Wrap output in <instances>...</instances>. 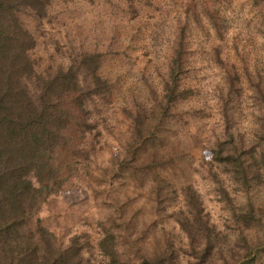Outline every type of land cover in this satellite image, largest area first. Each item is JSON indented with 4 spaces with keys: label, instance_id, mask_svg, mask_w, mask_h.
<instances>
[{
    "label": "rangeland",
    "instance_id": "1",
    "mask_svg": "<svg viewBox=\"0 0 264 264\" xmlns=\"http://www.w3.org/2000/svg\"><path fill=\"white\" fill-rule=\"evenodd\" d=\"M22 20L36 41L29 56L37 72L95 53L98 74L112 85L108 101L89 105L78 98V86L61 92L68 123L41 157L47 174L36 183L37 206L21 229L40 253L47 245L65 250L73 235H84L90 248L77 264H103L96 245L107 229L132 258L150 256L167 242L183 253L188 240L174 216L184 208L182 198L151 201V187L163 178L193 186L209 225L234 253L261 250L264 227L244 229L234 214L252 206L264 222V186L243 189L211 158L227 128L235 142L253 145L264 117V0H49L42 19ZM183 39L179 79L188 92L156 127L159 141L141 145L143 160L116 170L131 138L129 116L145 111L153 129L152 109L165 86L177 81L171 74ZM151 165V172L142 171ZM177 256L178 264L196 263ZM212 264H222L219 254Z\"/></svg>",
    "mask_w": 264,
    "mask_h": 264
},
{
    "label": "trees",
    "instance_id": "2",
    "mask_svg": "<svg viewBox=\"0 0 264 264\" xmlns=\"http://www.w3.org/2000/svg\"><path fill=\"white\" fill-rule=\"evenodd\" d=\"M48 3L49 0H0V264H77L76 259L83 258V253L90 248L87 236L73 235L65 250L47 245L40 253L37 244L21 230L27 216L37 206L40 189L36 183L47 174L41 157L53 142L61 138L68 123L64 108L68 99H64L61 92L78 86L81 94L78 98H82L85 105L93 101L106 102L112 96L110 81L97 72L99 54L80 53L66 68L37 72L29 56L36 41L22 18L42 19ZM178 44L176 47L182 58L177 63V73L173 71L171 74L177 81L171 82L170 87L165 86L159 102L153 100L157 106L152 109V119L156 121L153 129L147 126L151 119L145 111L129 116L132 118L131 138L116 170L143 160L141 145L150 140L159 141L155 136L156 127L167 119V109L176 102L179 94L188 92L181 88L179 79L186 64L184 39ZM231 86L229 81L228 87ZM259 93L264 99L261 91ZM228 129L225 130V139L216 141L211 163L220 166L245 190L251 185L264 186V117L257 122L253 145L245 146L244 140L235 142ZM157 155L152 153L154 157ZM152 167L141 168L146 173L151 172ZM151 188V201L157 205L165 202L170 194L182 198L184 208L174 216L188 240L187 248L180 253L182 249L177 252L172 243L167 242L150 256L136 252L132 258L119 251L121 237L107 229L96 245L105 260L103 264H178L177 255L180 254L192 258L195 264H212L216 253L221 256L222 264H264V243L260 251L248 247L238 255L229 243L221 240L226 237L209 225L200 197L192 185H172L163 178ZM234 215L244 229L264 227L263 220L256 216L252 206ZM85 262L90 264L89 259Z\"/></svg>",
    "mask_w": 264,
    "mask_h": 264
}]
</instances>
